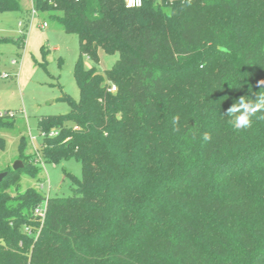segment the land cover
<instances>
[{"label":"trees","instance_id":"obj_1","mask_svg":"<svg viewBox=\"0 0 264 264\" xmlns=\"http://www.w3.org/2000/svg\"><path fill=\"white\" fill-rule=\"evenodd\" d=\"M33 1L80 51L79 100L40 118L39 151L83 174L66 172L72 196L22 192L40 170L21 136L22 168L0 171V264H264V120L236 130L224 116L264 92V0ZM99 48L119 53L104 72L84 67Z\"/></svg>","mask_w":264,"mask_h":264},{"label":"rangeland","instance_id":"obj_2","mask_svg":"<svg viewBox=\"0 0 264 264\" xmlns=\"http://www.w3.org/2000/svg\"><path fill=\"white\" fill-rule=\"evenodd\" d=\"M21 2L22 10L0 13V36L5 38L0 44V114L10 111L14 115L9 118L14 126L0 132L5 140V148L0 151V171L20 160L21 136L27 139L26 155L35 160V150L40 148L43 138L38 129L40 118L68 113L70 105L62 99L65 94L74 100L80 97L74 75L80 56L78 35L66 33L47 13L37 10L32 17L33 1ZM45 21L47 27L43 26ZM118 59L119 53L99 48L97 61L86 55L83 62L86 68L97 67L104 72ZM35 166L39 173L36 177L23 174L20 189L23 192L33 187L45 198L72 196L75 186L66 172L79 179L83 174L75 157L56 165L43 160Z\"/></svg>","mask_w":264,"mask_h":264},{"label":"clouds","instance_id":"obj_3","mask_svg":"<svg viewBox=\"0 0 264 264\" xmlns=\"http://www.w3.org/2000/svg\"><path fill=\"white\" fill-rule=\"evenodd\" d=\"M260 84L261 89H264V81H260ZM248 97L247 95L241 96L224 114L230 118L229 122L236 130L249 128L254 117L264 120V92L255 93V99Z\"/></svg>","mask_w":264,"mask_h":264},{"label":"built area","instance_id":"obj_4","mask_svg":"<svg viewBox=\"0 0 264 264\" xmlns=\"http://www.w3.org/2000/svg\"><path fill=\"white\" fill-rule=\"evenodd\" d=\"M33 1V0H31ZM126 3H127V6L130 7V8H136V7H140L142 4H143V0H134L133 3H130V0H126ZM36 8H35V3L33 1V9H32V12H31V15L32 17H35L36 15ZM43 26L44 27H47L48 26V23L47 22H44L43 23ZM111 91L112 92H115L116 91V87L113 86L111 88ZM11 115H13V113H11ZM56 134V132H51L50 133V136H54ZM36 151V159L34 160V165H39V163H43V158H42V154L40 153L39 151V148L38 150H35ZM41 186L43 187L44 184L42 183ZM44 188V187H43ZM46 211H47V203L46 201H43L40 206L38 208H36L35 212H34V215L35 217L40 221L41 220V223L43 224L44 223V219L46 217ZM29 233H31V230H28Z\"/></svg>","mask_w":264,"mask_h":264},{"label":"water","instance_id":"obj_5","mask_svg":"<svg viewBox=\"0 0 264 264\" xmlns=\"http://www.w3.org/2000/svg\"><path fill=\"white\" fill-rule=\"evenodd\" d=\"M22 166H23V162L20 161V160H17V161L14 163V165H13L12 168H13L14 170H18V169L22 168ZM7 174H8V171L1 172V173H0V182L5 178V176H7Z\"/></svg>","mask_w":264,"mask_h":264},{"label":"snow or ice","instance_id":"obj_6","mask_svg":"<svg viewBox=\"0 0 264 264\" xmlns=\"http://www.w3.org/2000/svg\"><path fill=\"white\" fill-rule=\"evenodd\" d=\"M134 2V0H130V3H133Z\"/></svg>","mask_w":264,"mask_h":264},{"label":"crops","instance_id":"obj_7","mask_svg":"<svg viewBox=\"0 0 264 264\" xmlns=\"http://www.w3.org/2000/svg\"><path fill=\"white\" fill-rule=\"evenodd\" d=\"M46 22V21H45Z\"/></svg>","mask_w":264,"mask_h":264}]
</instances>
